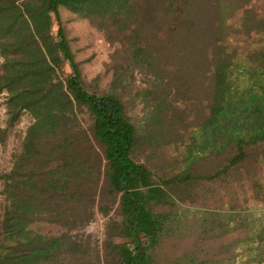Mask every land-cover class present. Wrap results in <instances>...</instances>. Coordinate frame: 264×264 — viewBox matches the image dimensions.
<instances>
[{
  "label": "trees",
  "instance_id": "trees-1",
  "mask_svg": "<svg viewBox=\"0 0 264 264\" xmlns=\"http://www.w3.org/2000/svg\"><path fill=\"white\" fill-rule=\"evenodd\" d=\"M62 6L117 44L109 91L87 88ZM0 56L8 124L24 110L34 117L5 175L0 264H153L142 235L153 246L159 238L154 205L193 201L205 180L242 179L247 160L264 202L254 178L264 163V0H0ZM65 60L72 72L62 77ZM124 79L151 105L144 127L118 90ZM6 133L0 126V143ZM226 152V164L198 172ZM113 209L121 219L107 221L109 238L124 240L99 246L84 228ZM234 221L261 260L264 210ZM38 222L58 230L40 232Z\"/></svg>",
  "mask_w": 264,
  "mask_h": 264
},
{
  "label": "rangeland",
  "instance_id": "rangeland-1",
  "mask_svg": "<svg viewBox=\"0 0 264 264\" xmlns=\"http://www.w3.org/2000/svg\"><path fill=\"white\" fill-rule=\"evenodd\" d=\"M60 11L63 27L87 88L97 92L109 91L112 89L113 79L111 54L117 44L108 42L103 31L87 18L80 17L63 6ZM57 29L58 25H55L54 31ZM71 72V67L65 60L59 74L66 77ZM140 79L141 77L137 81ZM130 84L124 79L118 90L124 95L129 115L139 126L144 127L146 115L152 108L151 105H145L134 90L130 91ZM7 96L6 91L0 93V126L7 128L6 138L0 143V220L9 202L4 186L5 175L11 170L27 130L34 121L32 114L24 110L16 121L8 124ZM149 152V149L144 150L142 156ZM257 152L262 158L264 146L257 149ZM231 155L226 152L222 156L212 155L202 159L198 164V172H212L226 164ZM250 166V160L241 165L239 174L243 175L242 179L235 178L237 175L234 173L228 179L221 177L215 181H202L195 188L198 196L193 201L186 199L171 204H155L154 212L161 214L163 219L159 238L153 246L149 234L144 232L142 235L143 246L149 248L152 263L264 264V253L261 260L257 261L254 252L244 246L247 245L244 240L247 235L245 228L239 229L238 223L234 221L248 212L250 218H255L264 210V202L254 195L248 172ZM255 172L254 178L264 182V163H256ZM111 217L121 219L117 210L113 209L108 216L98 213L84 228L99 246L107 239L117 242L124 240L120 236L109 238L106 224ZM32 228L43 233H55L58 230V226L47 222L35 223ZM248 259L252 260L247 262Z\"/></svg>",
  "mask_w": 264,
  "mask_h": 264
}]
</instances>
